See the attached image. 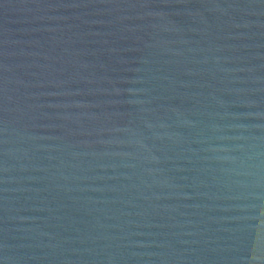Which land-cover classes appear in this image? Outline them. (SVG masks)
Returning a JSON list of instances; mask_svg holds the SVG:
<instances>
[{"label": "water", "instance_id": "water-1", "mask_svg": "<svg viewBox=\"0 0 264 264\" xmlns=\"http://www.w3.org/2000/svg\"><path fill=\"white\" fill-rule=\"evenodd\" d=\"M0 264H264V0H0Z\"/></svg>", "mask_w": 264, "mask_h": 264}]
</instances>
